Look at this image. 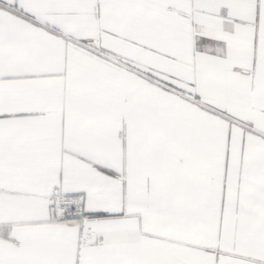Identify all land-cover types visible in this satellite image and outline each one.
Listing matches in <instances>:
<instances>
[{"label": "snow or ice", "instance_id": "obj_1", "mask_svg": "<svg viewBox=\"0 0 264 264\" xmlns=\"http://www.w3.org/2000/svg\"><path fill=\"white\" fill-rule=\"evenodd\" d=\"M0 264H264V0H0Z\"/></svg>", "mask_w": 264, "mask_h": 264}]
</instances>
